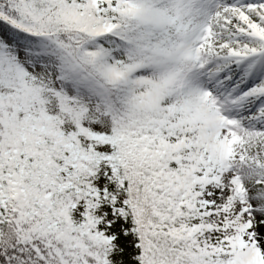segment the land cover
Masks as SVG:
<instances>
[{
    "label": "snow or ice",
    "instance_id": "snow-or-ice-1",
    "mask_svg": "<svg viewBox=\"0 0 264 264\" xmlns=\"http://www.w3.org/2000/svg\"><path fill=\"white\" fill-rule=\"evenodd\" d=\"M0 264H264V0H0Z\"/></svg>",
    "mask_w": 264,
    "mask_h": 264
}]
</instances>
